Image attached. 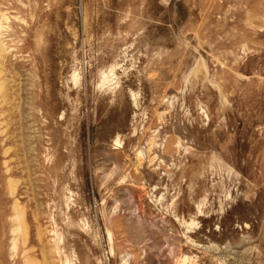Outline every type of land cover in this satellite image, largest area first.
I'll return each instance as SVG.
<instances>
[{"label": "rangeland", "instance_id": "rangeland-1", "mask_svg": "<svg viewBox=\"0 0 264 264\" xmlns=\"http://www.w3.org/2000/svg\"><path fill=\"white\" fill-rule=\"evenodd\" d=\"M0 23V264H264V0Z\"/></svg>", "mask_w": 264, "mask_h": 264}, {"label": "bare ground", "instance_id": "bare-ground-1", "mask_svg": "<svg viewBox=\"0 0 264 264\" xmlns=\"http://www.w3.org/2000/svg\"><path fill=\"white\" fill-rule=\"evenodd\" d=\"M6 17V16H5ZM2 18H4L3 16H2ZM7 18V17H6ZM7 20H8V18H7ZM6 20V21H7ZM1 22H2V20H1ZM1 24V23H0ZM2 25V24H1ZM2 28V27H1ZM0 28V29H1ZM0 74H1V71H0ZM2 89H3V86L2 85H0V92L2 91ZM17 208H18V206H17ZM22 217H23V213H22V211H19L18 212V214H17V216H16V218H17V220L19 221V224L17 225V227L14 229V231H17V232H19V231H23L24 230V227H23V221H22ZM31 264H33V263H31Z\"/></svg>", "mask_w": 264, "mask_h": 264}]
</instances>
